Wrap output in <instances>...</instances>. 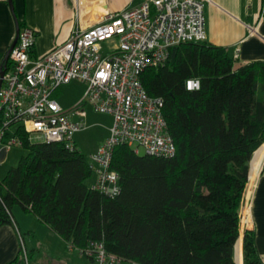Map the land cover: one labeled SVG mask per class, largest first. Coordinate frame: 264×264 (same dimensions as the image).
Listing matches in <instances>:
<instances>
[{"label":"trees","instance_id":"16d2710c","mask_svg":"<svg viewBox=\"0 0 264 264\" xmlns=\"http://www.w3.org/2000/svg\"><path fill=\"white\" fill-rule=\"evenodd\" d=\"M194 78L200 88L188 90ZM141 79L149 95L163 99L176 154L117 145L111 169L121 193L111 197L88 183L93 168L77 147L31 143L19 128L28 153L0 179V227L14 225L20 206L73 249L98 241L136 264H237L242 236L243 264H263L255 231L241 232L240 207L264 144V61L240 62L208 40L184 42Z\"/></svg>","mask_w":264,"mask_h":264},{"label":"built area","instance_id":"2783aa9c","mask_svg":"<svg viewBox=\"0 0 264 264\" xmlns=\"http://www.w3.org/2000/svg\"><path fill=\"white\" fill-rule=\"evenodd\" d=\"M112 39L118 43L104 49ZM36 40L35 29L21 28L0 76V149L6 148L8 154L12 146H22L17 134L22 128L31 143L59 142L75 151L74 135L85 128L82 106L89 104L113 118L108 138L88 157L96 177L94 189L111 197L121 193L119 174L111 169L119 144L137 154H176L163 99L149 95L141 77L146 69L165 65L173 46L207 40L203 0H145L107 13L88 27L75 28L63 43L38 57L33 56ZM73 80L84 82L87 91L80 103L66 109L55 93ZM186 87L199 89L200 79H189ZM79 117L80 121L74 119ZM257 176L252 179L250 171L240 211L242 230ZM81 253L98 264L122 263L98 241Z\"/></svg>","mask_w":264,"mask_h":264},{"label":"crops","instance_id":"0c3cea01","mask_svg":"<svg viewBox=\"0 0 264 264\" xmlns=\"http://www.w3.org/2000/svg\"><path fill=\"white\" fill-rule=\"evenodd\" d=\"M111 1L13 0L12 11L9 0H0V67L16 37L15 16L19 25L20 22L23 23L20 29L29 26L36 30L37 40L33 56L38 57L63 43L75 28L88 27L107 13L139 6L145 0L136 5L127 4L122 9H111ZM203 4L207 40L210 43L226 47L229 54L240 62L264 61V0H203ZM251 163V178L257 176L258 170L259 173L247 205L245 225L241 232L245 229L255 231L257 250L264 264V146L255 152ZM244 204L243 199L240 211ZM21 210H12L14 225L0 227V264H74L79 260L88 262L84 256H79L78 249L71 248L35 215L22 208ZM29 216H34L32 218H36V221ZM23 231L29 238V246L25 243ZM46 257L48 259L44 260ZM236 257L241 264L242 236L236 244ZM89 260L95 261L90 258Z\"/></svg>","mask_w":264,"mask_h":264},{"label":"rangeland","instance_id":"374dc122","mask_svg":"<svg viewBox=\"0 0 264 264\" xmlns=\"http://www.w3.org/2000/svg\"><path fill=\"white\" fill-rule=\"evenodd\" d=\"M142 0H112L109 3V6L111 9H122L125 5L131 4L136 5ZM118 43L116 39H112L109 41H106L104 43V49H111L115 46V44ZM87 91V85L84 82H80L77 80H73L72 82L65 84L61 86L56 91V99L60 103V105L63 108H72L75 107L78 103L81 102L83 97L85 96V93ZM85 109V128L80 130L79 132H76L74 135V140L77 144V147L81 152L86 154L88 157L92 154H95L99 147L106 141L108 138L109 130L111 126L113 125V118L112 116L108 114H104L101 112L96 111L91 105L84 104L82 106ZM77 121H80L79 118H74ZM0 143V147H1ZM143 151V150H142ZM28 153V150L22 146L14 145L12 148H10L7 157L5 161L0 162V179H2L7 171L13 167L17 166L19 163L20 158L23 155H26ZM144 153V151H143ZM95 175L89 179L88 183L92 185V183L95 180ZM15 211H22L20 206L14 207ZM24 215V214H22ZM30 219H34L36 221V218H32L34 216H29ZM34 225V222H32ZM23 237L25 238V243L29 246V238L27 237L26 233L22 232ZM21 240V238H20ZM23 240V239H22ZM84 256V258L88 262L80 261L74 264H98L97 261L91 262L87 256L81 253L79 250V256ZM46 257L44 260H47ZM56 259V263H57ZM51 264V263H48ZM65 264H71V263H65Z\"/></svg>","mask_w":264,"mask_h":264},{"label":"water","instance_id":"95a60500","mask_svg":"<svg viewBox=\"0 0 264 264\" xmlns=\"http://www.w3.org/2000/svg\"><path fill=\"white\" fill-rule=\"evenodd\" d=\"M9 2H10V5H11V9H12V11H14L13 0H9ZM15 21H16V25H17V33H16V37H15V39L13 40L12 44L10 45V47H9V49H8L6 55H5L4 60H8V59H9V57H10V53H11L13 47L15 46V44H16L17 41H18L19 32H20V25H19V21H18V19H17L16 16H15ZM3 74H4V69H3V66H1V67H0V76H2ZM1 83H2V82H1V80H0V87H1ZM6 156H7V149L3 147V148L0 149V160H3ZM250 171H251V163H250ZM236 261H237V259H236ZM237 264H240V263H238V261H237ZM241 264H243V262H241Z\"/></svg>","mask_w":264,"mask_h":264},{"label":"bare ground","instance_id":"6f19581e","mask_svg":"<svg viewBox=\"0 0 264 264\" xmlns=\"http://www.w3.org/2000/svg\"><path fill=\"white\" fill-rule=\"evenodd\" d=\"M262 146H264V144H263ZM262 146H261V147H262ZM251 170H252V163H251ZM235 255H236V253H235ZM236 259H237V257H236ZM237 261H238V260H237Z\"/></svg>","mask_w":264,"mask_h":264}]
</instances>
